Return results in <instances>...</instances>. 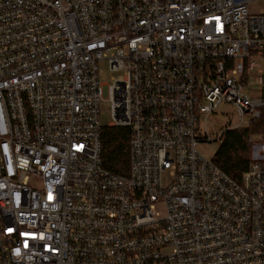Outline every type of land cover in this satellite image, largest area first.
Here are the masks:
<instances>
[{
    "label": "built area",
    "instance_id": "obj_1",
    "mask_svg": "<svg viewBox=\"0 0 264 264\" xmlns=\"http://www.w3.org/2000/svg\"><path fill=\"white\" fill-rule=\"evenodd\" d=\"M260 1L0 0V264H264V135L235 179L202 127L261 116ZM104 60L128 174L103 165Z\"/></svg>",
    "mask_w": 264,
    "mask_h": 264
},
{
    "label": "trees",
    "instance_id": "obj_2",
    "mask_svg": "<svg viewBox=\"0 0 264 264\" xmlns=\"http://www.w3.org/2000/svg\"><path fill=\"white\" fill-rule=\"evenodd\" d=\"M264 135V108L261 116L248 126L227 128L221 136V144L215 155V163L227 174L240 179L251 163L250 137ZM131 130L124 126L102 127V158L105 168L121 174L129 171V143Z\"/></svg>",
    "mask_w": 264,
    "mask_h": 264
},
{
    "label": "rangeland",
    "instance_id": "obj_3",
    "mask_svg": "<svg viewBox=\"0 0 264 264\" xmlns=\"http://www.w3.org/2000/svg\"><path fill=\"white\" fill-rule=\"evenodd\" d=\"M264 3V0L259 3L253 5V8L256 10L258 6H261ZM100 76L101 83L103 88V100L100 103V120L101 123L105 125H109L113 121L112 113H111V103L109 101V85L116 79L123 77V71L111 70L109 68L108 62L106 60L100 62ZM239 121L237 118V114L235 108L232 104L224 102L222 103L216 110V112L212 113L206 120H203L202 127L204 131H207L209 136L217 139L216 142H212L209 145L204 146V150L208 153L211 150H216L221 144V139H219V133L225 128H238L235 125H238ZM246 126V125H243ZM257 141L261 138L260 134H254ZM251 159H255L259 156V152L261 150V146L258 143H251Z\"/></svg>",
    "mask_w": 264,
    "mask_h": 264
}]
</instances>
